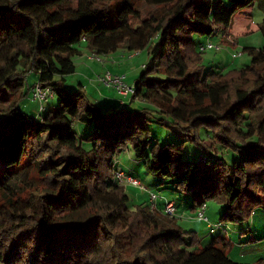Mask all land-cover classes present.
<instances>
[{
    "label": "trees",
    "instance_id": "obj_1",
    "mask_svg": "<svg viewBox=\"0 0 264 264\" xmlns=\"http://www.w3.org/2000/svg\"><path fill=\"white\" fill-rule=\"evenodd\" d=\"M143 1L162 12L143 16L132 0L115 9L114 0H0V94L12 95L0 108V196L8 194L0 204L2 264H251L229 256L225 237L190 251L186 246L199 244L198 235L184 231L176 216L150 205L131 210L124 185L114 179V160L131 144L151 172L179 179L195 209L208 198L224 199L225 222L245 221L264 205V71L257 69L264 47H245L252 58L244 67L204 74V51L194 41V35L211 36L217 29L226 35L234 16L256 0H231L230 6L223 0ZM260 29L264 34V22ZM82 43L97 55L125 43L131 51L149 46L151 62L135 79L132 99L152 108L109 113L87 98L81 83L68 90L66 76L76 71ZM153 72L165 77L152 78ZM253 72V83L232 88L231 73L243 80ZM30 73L37 74L33 84ZM35 83L53 88L60 100L42 120L21 109ZM153 115L196 134L195 142L210 153L183 160V143L152 144ZM76 122L94 123L93 132L79 139ZM202 127L212 133L210 146L199 137ZM218 145L243 159L229 164L218 156ZM27 157L53 188L23 200L10 181Z\"/></svg>",
    "mask_w": 264,
    "mask_h": 264
},
{
    "label": "rangeland",
    "instance_id": "obj_2",
    "mask_svg": "<svg viewBox=\"0 0 264 264\" xmlns=\"http://www.w3.org/2000/svg\"><path fill=\"white\" fill-rule=\"evenodd\" d=\"M1 1L7 2L12 0ZM71 1L74 5H76L77 0ZM120 1L121 0H114L112 5L114 9L118 7V3ZM132 1H134L136 7L142 11L143 16H147L153 12H162V6L160 5H150L143 0ZM223 1L227 6L231 5V0ZM248 17L252 21V28H254V30L248 33L238 34L235 44H229L231 45L230 48H225L220 42L221 38L225 34L224 29H217L211 36L197 34L194 35V41L198 48H200L202 45L201 43H213L214 45L220 46V49L217 51L216 49H208L202 53L204 59V74L212 69L215 71L222 69L224 72H227L239 67H244L251 63L252 58V56L247 51H244V48L254 47L259 49L264 47V34L262 33L261 29L258 28L259 25L260 27L263 25L264 21V0H257L255 2V4L252 6V9L249 11ZM241 20H243V17H238L237 23L239 24ZM238 24L235 22L236 31L240 29ZM247 24L246 28H248ZM77 46L78 48L80 47L81 49L85 50V53L93 54L91 51L88 52L85 43L78 44ZM134 52L136 51L128 50L121 45L117 52L98 55L102 61H98L97 59L92 60L87 56L86 59L91 63L92 66H98L95 69H99V72H101V68H103L105 64L109 63V61H111L114 57L120 61L126 60V66L124 67L121 65L123 73H130L129 68L131 65H135L137 68L133 75H129V81L127 80L132 84L138 77L137 75H139L142 71V64H148L151 62L149 46L143 50H140L138 53H135L134 56H130ZM238 53L242 54L237 56ZM109 67V71L113 69V72L114 70L118 71L117 69H119V65L115 67L109 65ZM257 69L264 71V64L260 65V67ZM254 73L256 72L250 74L248 79L243 80L238 78L239 74L231 73L228 77L231 80L232 88L236 85L247 82V84H250L251 82L253 83V80L256 76ZM86 76L87 74L84 73H81V77L79 74L73 73L67 75L65 83L66 88L70 91L78 89L79 81L87 83L88 80L84 79ZM151 77L158 79L164 78L165 76L162 73L153 72ZM57 78H59V76H57ZM36 79L37 74L30 73L27 81L30 84H33ZM99 86H101L104 90V93L107 94V89L111 88L106 85ZM84 93H86V91ZM98 93L100 94V92ZM10 98H12L10 92L3 90V92L0 94V108H6L8 105L7 101H9ZM101 100L102 101L100 103L104 106L103 98ZM59 101V97L56 93L53 97H50L47 104L46 113L55 110L58 107ZM133 103L135 105H133ZM133 103L128 104L127 108L134 111L142 107L152 108V104L143 100L137 99ZM21 109L24 113L30 115H36L38 111L37 104L30 102L29 100H23L21 103ZM105 109V111H108L109 113L113 111L112 109ZM2 115L3 113L0 112V117ZM148 125L150 136L153 139L152 144L158 143L159 145H165L169 143H183L184 149L181 156L183 160L197 161L202 155H207V153H210V150L207 151L206 149H203L195 142L193 138L196 137V134L189 132L186 135L182 129L175 127L171 123L159 121L156 115L150 117ZM74 130L76 132V136L79 139H86L93 132L94 123L85 124L76 122ZM211 136L212 133L207 127H202L199 130L200 139L203 140L208 146L212 144ZM141 138L145 137L141 135ZM84 147L85 149L89 150L92 147V143L88 140H85ZM218 147V156L225 158L229 164H234L235 161H239L244 157L241 152L234 151L231 148H226L222 145H218ZM114 161H117L115 164L116 169L124 170L127 174L137 177L146 187V191L142 192L143 190L139 187L129 184L124 185L126 193L130 196L128 206L131 210L135 211L139 206L147 205L149 202L152 204L153 202L149 201V199H151V194L153 193L158 195V200L156 202L159 203V207L163 206V204L168 201L175 202L176 206L180 208L181 213L179 214L180 216L176 217L177 224L187 233L191 234L194 232L198 235L197 239L199 244L186 246L190 251L195 250L199 246H207L214 237H225L230 242L228 254L231 258L243 263H264V205L254 208L251 216L245 221L225 222L223 217L226 213L227 202L220 197L208 198L206 201L207 208L205 210V214L208 218L207 220H200L198 219V210L194 208L195 200L193 195L180 189L178 184L179 179L175 177L162 176L151 172L144 164V160H140L136 157L135 151L133 150L131 144L118 153ZM28 162H31L33 167L29 166ZM101 166L102 172L106 173L108 166L106 159L103 160ZM10 187L14 192H16V196L21 197L23 200H27L29 197H34L35 194L42 190H50L53 188V185L50 178H43L39 174L38 170L35 168L33 159L27 157L22 161L21 167L15 170L13 178L10 181ZM145 192H147V195L144 196ZM7 199L8 194L6 195L5 193H2L0 196V204L3 202L6 203ZM191 240L192 236L187 235L186 241L191 242ZM0 264L2 263L0 262Z\"/></svg>",
    "mask_w": 264,
    "mask_h": 264
},
{
    "label": "crops",
    "instance_id": "obj_3",
    "mask_svg": "<svg viewBox=\"0 0 264 264\" xmlns=\"http://www.w3.org/2000/svg\"><path fill=\"white\" fill-rule=\"evenodd\" d=\"M255 2H254V4H255ZM253 5H251L250 7L245 8V9H243L241 11H239L234 16L233 21H232V24H231V26H230V28L228 30V33L226 35L224 34V36L221 38V41H220L222 43V45H224L225 48H230L231 45H229V44H235V42L237 40V37H238V34H240V33H248V32H251V31L254 30V28H252V21L248 17L249 11L252 9V6ZM238 17H243V20H241L240 21L241 23L239 22V24L237 23L238 22L237 21V18ZM235 22L240 27V29H238V31H236ZM244 22H245V25H244ZM247 22H248V24H247ZM246 24H247L248 28H246ZM258 28H260V25L258 26ZM201 42H203V41H201ZM201 44H205V43H201ZM122 46H124L125 48H127L126 43L123 44ZM78 50H79V53L74 57V62L76 64V71L73 74H79L80 77H81V73H84V74H87V76H89V77L86 76L84 78L85 80H88L87 83L82 82V81H79V83H81L84 86V90L87 93V98L92 103L99 104L103 108H121V107H127L128 104H131L135 100H137V99H134L133 100L131 95H128V96H122V95H120L118 93V91L116 89H114V88H108V89L106 88L107 91H108V94L107 93H104V90L102 89V87L99 86V85H103L104 86V84H102L98 80V76L100 74H104V72H106V71L109 70L108 69V68H110L109 65H111L112 67H115V66L119 65V69H117L118 71H115L114 70V72H113L112 71L113 69L111 71L113 73H115V74H126V81L127 80L129 81V79H128V78H130L129 75L130 74L133 75V73L136 72V69L137 68H136L135 65H131V67L129 68L130 73H123L122 72L123 69H121L122 68L121 65L125 67L126 64H127V61L126 60L120 61V60L116 59V57H114L111 61H109V63L105 64V66H103V68H101L102 71L99 72V69H95L98 66H96V67L95 66H92L91 63L88 62V60L86 59V56L88 57V53H85V50L81 49L80 47L78 48ZM89 51H90V49H88V52ZM203 61H204V59H203ZM93 64H95V63H93ZM218 70H222V69H218ZM133 83H135V81ZM98 92H100V94ZM89 94H90L91 97L89 96ZM102 98H103V101H104L103 104H104L105 107L103 105H101V103H100L102 101L101 100ZM133 105H135V104L133 103ZM142 192H144V191H142ZM145 195H147V192H145L144 196ZM149 201H151V199H149ZM147 205L152 206L151 202H149V204H147ZM164 206H165V204H163V206H160L159 207V203H157L156 204V207H155V210L158 211L160 214H163ZM176 207H177V215H176V217H177V216H180L179 214H181V213H180V208H178V206H176Z\"/></svg>",
    "mask_w": 264,
    "mask_h": 264
},
{
    "label": "built area",
    "instance_id": "obj_4",
    "mask_svg": "<svg viewBox=\"0 0 264 264\" xmlns=\"http://www.w3.org/2000/svg\"><path fill=\"white\" fill-rule=\"evenodd\" d=\"M208 49H216L219 50V45H214L213 43L203 44L200 46L201 51H206ZM139 51H136L131 54V56H134L135 53H138ZM242 53H238L237 56L241 55ZM89 59H97L98 61H102V59L95 53L88 54ZM143 67L145 64L142 65ZM98 80L111 88H114L118 91V93L122 96H128L132 95L135 91V84L128 83L126 81V74H115L112 71H106L104 74H100L98 76ZM55 95V90L50 87H42L39 83H35L32 87V90L28 96V100L30 102H34L37 104V114L35 115L37 119L42 120L43 114L47 110V104L50 99V97H53ZM117 161H115L116 164ZM114 179L121 185H133L135 187L141 188L143 191H146V187L142 184V182L137 178L130 174H127L124 170L116 169L114 173ZM158 200V195L153 193L151 194V201L152 209H155L156 207V201ZM207 208V203H204L201 207L198 208V219L200 220H207V216L205 214V210ZM163 213L168 214L170 216H176L177 215V207L173 201H168L165 203Z\"/></svg>",
    "mask_w": 264,
    "mask_h": 264
}]
</instances>
